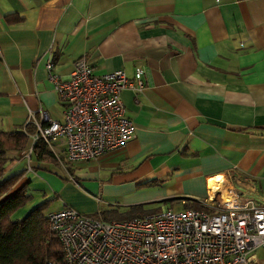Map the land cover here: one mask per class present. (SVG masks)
<instances>
[{
    "label": "crops",
    "instance_id": "1",
    "mask_svg": "<svg viewBox=\"0 0 264 264\" xmlns=\"http://www.w3.org/2000/svg\"><path fill=\"white\" fill-rule=\"evenodd\" d=\"M79 56L96 74L143 69L142 88L120 92L132 137L67 163L71 173L13 153L9 170L24 171L16 186L28 182L40 195L11 219L42 192L55 200L46 210L84 215L181 209L229 170L238 176L228 183L264 205V0H0V130H23L29 114L60 120L44 64L67 78Z\"/></svg>",
    "mask_w": 264,
    "mask_h": 264
},
{
    "label": "built area",
    "instance_id": "2",
    "mask_svg": "<svg viewBox=\"0 0 264 264\" xmlns=\"http://www.w3.org/2000/svg\"><path fill=\"white\" fill-rule=\"evenodd\" d=\"M52 68L47 59L44 69L62 103L61 119L42 123L29 114L26 122L34 125V132L24 149L27 158L38 139L56 158L60 153L71 163L94 159L132 137L133 123L120 92L142 88L140 66L131 77L121 69L96 74L85 56H79L67 78ZM60 139L58 152L54 143ZM227 174L230 180L238 176L235 170ZM212 178L198 208H165L121 220L95 219L71 207L46 210L62 260L44 264H264L252 253L264 250V205L221 175Z\"/></svg>",
    "mask_w": 264,
    "mask_h": 264
},
{
    "label": "trees",
    "instance_id": "3",
    "mask_svg": "<svg viewBox=\"0 0 264 264\" xmlns=\"http://www.w3.org/2000/svg\"><path fill=\"white\" fill-rule=\"evenodd\" d=\"M5 21L15 22L17 15H5ZM34 125L29 121L21 131L0 130V264H44L45 261L58 263L62 260V251L55 235L49 230L44 212L46 201L30 208L20 219H11V215L21 208L30 198L28 182L16 186L23 175L19 170L4 175L6 164L14 159L13 153L26 149L30 144V134ZM32 154L37 161L49 164H63L68 173L70 168L59 153L56 158L40 139L32 144ZM199 204L184 203L182 208H198ZM151 211L139 206H131L124 212L109 208L88 215L101 220H121L139 217Z\"/></svg>",
    "mask_w": 264,
    "mask_h": 264
},
{
    "label": "rangeland",
    "instance_id": "4",
    "mask_svg": "<svg viewBox=\"0 0 264 264\" xmlns=\"http://www.w3.org/2000/svg\"><path fill=\"white\" fill-rule=\"evenodd\" d=\"M9 166H10V162L9 163H7L6 164V172L4 173V175H8V174H10V173H13L12 171L13 170H9ZM29 193L31 194V196H30V198H29V200L27 201V202H29V201H31L32 200V203H34V201H33V199H35L33 196H32V193H35V194H38V195H40L39 194V192L38 191H29ZM45 192H42L41 193V199L40 200H42L43 201V199L45 200V195H43ZM55 200H53L52 198H50V199H48V201H46V205H47V207L46 208H51L53 205H54V202ZM110 204H115V203H111L110 202ZM86 215H90L91 213H85ZM252 253H254L255 254V256L257 257V258H259V259H261V260H264V250H256V251H254V252H252Z\"/></svg>",
    "mask_w": 264,
    "mask_h": 264
},
{
    "label": "bare ground",
    "instance_id": "5",
    "mask_svg": "<svg viewBox=\"0 0 264 264\" xmlns=\"http://www.w3.org/2000/svg\"><path fill=\"white\" fill-rule=\"evenodd\" d=\"M212 180H213V178H211V184H212ZM211 184L209 185V188L211 187Z\"/></svg>",
    "mask_w": 264,
    "mask_h": 264
}]
</instances>
